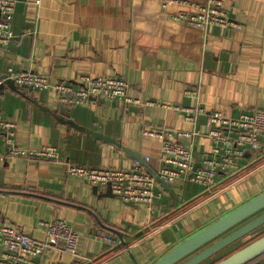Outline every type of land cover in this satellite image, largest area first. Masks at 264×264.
Returning <instances> with one entry per match:
<instances>
[{
    "label": "crops",
    "instance_id": "obj_1",
    "mask_svg": "<svg viewBox=\"0 0 264 264\" xmlns=\"http://www.w3.org/2000/svg\"><path fill=\"white\" fill-rule=\"evenodd\" d=\"M224 3L241 30L213 27L204 33L173 23L151 0H19L13 18L15 39L0 46V75L12 68L72 83L82 76H119L129 82V95L139 103L126 106L99 99L66 107L53 91L20 88L24 96L6 86L0 90V111L16 122L18 145L54 146L64 161L97 168L133 167L137 159L125 151L129 149L158 173L162 141L144 135V130L193 128L173 106L199 104L229 117L264 110V0ZM198 87L199 99L186 95L188 88ZM55 115L121 147L60 123ZM199 128L208 131L206 117L200 118ZM181 140L198 159L210 150L205 136ZM6 150L0 137V153ZM242 163L245 171L222 181L213 193L183 179L170 190L157 182L151 211L106 189L95 193L85 179L69 175L60 160L0 161V224L18 227L37 241L46 236L40 220L59 218L73 225L80 237V257L68 255L58 244L37 258L39 264H155L264 193V158L254 166L247 160ZM114 231L125 240L114 249L93 237L104 233L122 242ZM262 234L264 229L233 246V251Z\"/></svg>",
    "mask_w": 264,
    "mask_h": 264
},
{
    "label": "built area",
    "instance_id": "obj_2",
    "mask_svg": "<svg viewBox=\"0 0 264 264\" xmlns=\"http://www.w3.org/2000/svg\"><path fill=\"white\" fill-rule=\"evenodd\" d=\"M160 4L163 13H169L173 23L206 33L210 28L241 30L234 20L224 0H151ZM40 3V1H38ZM19 0H0V46L7 47L14 39L13 18ZM7 75L19 88L30 91H53L60 105L66 107L84 106L108 99L124 103L126 106L139 101L129 95V82L119 76H82L76 83L53 82L51 77L32 71L16 72L12 68ZM2 81H0V86ZM186 95L200 98V89L188 88ZM183 113L191 130L163 127L145 129L144 135L157 137L162 141L161 163L158 174L170 184L178 179L192 181L213 193L222 181L234 179L245 171L242 160L250 164L260 163L264 158V110L252 109L237 117H229L220 111H208L201 105L194 107L173 106ZM201 117L207 118L208 131L199 128ZM17 124L0 111V137L6 152L0 153V161L8 159L60 160L69 175L85 179L98 189L111 188L120 200L147 206L152 211L157 197L156 179L138 161L133 167L97 168L79 165L63 160L57 147L41 149L24 148L17 142ZM207 137L210 150L200 159L192 147L182 142V138L195 141ZM149 161V159H147ZM198 167L196 168V166ZM38 226L45 231V239L37 241L18 227L0 224V264H39L37 258L60 244L65 253L80 257V237L67 220L52 218L40 220ZM93 237L104 242L109 249L121 246L118 238L109 234L94 233ZM84 258V257H83Z\"/></svg>",
    "mask_w": 264,
    "mask_h": 264
},
{
    "label": "water",
    "instance_id": "obj_3",
    "mask_svg": "<svg viewBox=\"0 0 264 264\" xmlns=\"http://www.w3.org/2000/svg\"><path fill=\"white\" fill-rule=\"evenodd\" d=\"M0 81H2L0 90L8 86L13 91L26 96L8 75H0ZM35 104H37L36 101ZM37 106L40 107L38 104ZM41 109L45 110L43 107ZM55 117L60 123L68 124L78 131L86 132L99 140L121 147L116 141L101 133L88 130L73 120L59 115H55ZM125 151L131 153L166 190L171 189V184L151 169L144 159L129 149H125ZM98 190V187H94L95 193H98ZM106 190L108 194L115 196L110 187ZM262 229H264V193L183 242L155 264H264V234L259 235L241 249L233 251L234 248H232ZM114 232L121 237V244L124 245L125 240L122 233Z\"/></svg>",
    "mask_w": 264,
    "mask_h": 264
},
{
    "label": "trees",
    "instance_id": "obj_4",
    "mask_svg": "<svg viewBox=\"0 0 264 264\" xmlns=\"http://www.w3.org/2000/svg\"><path fill=\"white\" fill-rule=\"evenodd\" d=\"M24 90L29 91V90H27V89H24Z\"/></svg>",
    "mask_w": 264,
    "mask_h": 264
}]
</instances>
